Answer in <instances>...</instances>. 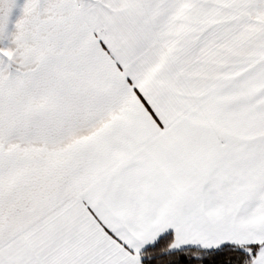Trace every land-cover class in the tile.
<instances>
[{
    "label": "snow or ice",
    "instance_id": "snow-or-ice-1",
    "mask_svg": "<svg viewBox=\"0 0 264 264\" xmlns=\"http://www.w3.org/2000/svg\"><path fill=\"white\" fill-rule=\"evenodd\" d=\"M0 264H264V0H0Z\"/></svg>",
    "mask_w": 264,
    "mask_h": 264
}]
</instances>
